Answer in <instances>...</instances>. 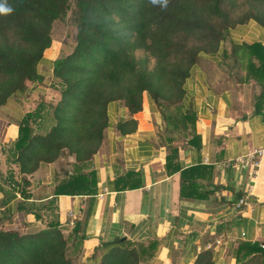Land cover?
<instances>
[{"label": "trees", "instance_id": "16d2710c", "mask_svg": "<svg viewBox=\"0 0 264 264\" xmlns=\"http://www.w3.org/2000/svg\"><path fill=\"white\" fill-rule=\"evenodd\" d=\"M69 2L0 0L11 9L0 12V108L24 93L29 83L43 80L39 66L52 45V26L65 17ZM73 18L77 31L73 51L52 63L59 101L41 102L25 114L17 138L5 149L16 168L9 177V198L19 193L29 199L26 176L65 156L74 158L75 173L55 187L54 197L93 193L94 173L83 171L101 146L113 103L122 102L133 115L141 111L147 95L155 107L165 109L171 132L182 134L187 145L199 149L195 116L183 107H189L184 103L185 82L203 56L221 52V66L230 75L242 71L245 82L261 87L256 112L264 104V46L231 42L229 49L227 44L236 26L254 21L264 28V0H168L166 8L150 0H75ZM137 51L143 55L136 56ZM124 124H118L121 134L136 127L133 120ZM178 151L170 148L167 168L181 173L182 196H193L197 173L205 171L210 177L213 167L182 170L174 163ZM77 242L65 237L57 223L26 235L0 229V264H77ZM155 247L120 239L103 242L87 264H140ZM235 261L264 264V248L256 242L239 243ZM194 264H215L212 252H202Z\"/></svg>", "mask_w": 264, "mask_h": 264}, {"label": "crops", "instance_id": "0c3cea01", "mask_svg": "<svg viewBox=\"0 0 264 264\" xmlns=\"http://www.w3.org/2000/svg\"><path fill=\"white\" fill-rule=\"evenodd\" d=\"M229 37L239 45L264 46V28L254 21L236 26ZM58 58L52 44L44 53L39 73L49 76ZM222 61L221 52L203 56L184 85V103L189 107L183 111L189 108L195 116L199 149L187 145L182 134L171 132L165 109L155 107L147 95L141 111L133 115L113 103L108 107L109 122L101 146L83 171L94 173V192L54 197L55 187L75 173L74 158L42 164L26 176L29 199L19 193L7 197L12 191L0 183L4 190L0 192V227L16 219L41 224L44 216L39 212L54 211L46 226L57 223L65 237L79 241L75 258L82 261L77 264H87L101 243L118 239L144 247L156 245L140 264H194L209 245L215 264H236L239 243L264 245V104L259 112L255 109L261 87L254 81L245 82L242 71L232 80ZM23 117H0L1 144L8 147L15 141ZM130 120L136 123L135 129L121 134L118 124ZM171 147L179 148L174 163L182 170L213 167L210 177L205 171L197 173L193 196H182L181 173L167 168ZM256 152L261 155L254 177L239 166L217 168ZM241 198L246 205L236 209ZM34 212L41 218L36 219Z\"/></svg>", "mask_w": 264, "mask_h": 264}, {"label": "rangeland", "instance_id": "374dc122", "mask_svg": "<svg viewBox=\"0 0 264 264\" xmlns=\"http://www.w3.org/2000/svg\"><path fill=\"white\" fill-rule=\"evenodd\" d=\"M74 13H75V0H70L69 9L65 17L61 20L56 21L52 26V44L56 51L59 52V58L69 55L76 44V26L74 23ZM236 28V27H235ZM234 28V29H235ZM230 37L227 38L228 47L231 42ZM143 53L140 51L136 52V56H142ZM43 71H48L46 66H43ZM52 72V71H51ZM231 76V75H230ZM232 80L236 79V76H231ZM59 80L53 78L52 73L43 77L41 82L37 83H29L26 91L22 94H19L9 100L3 107L0 108V117L2 120H10L11 118H21L26 114V111L33 110L37 105L41 102H45L47 104L55 105L60 99ZM118 107H124L122 102L117 103ZM7 145H3L0 143V183L5 186H9V177L14 173V167L11 164V158L8 156V153L5 152ZM67 158V156L63 157ZM40 194L35 192V197H39ZM54 211L43 210L40 211L39 214L44 216L43 220H41V224L37 222H33L29 224L23 220L21 223L19 219L11 220V224L9 226L0 227L3 230H15L21 235L32 234L43 229H46V223L49 220H52L54 215ZM23 219V218H22ZM1 225V224H0ZM74 261L76 260L74 258Z\"/></svg>", "mask_w": 264, "mask_h": 264}, {"label": "built area", "instance_id": "2783aa9c", "mask_svg": "<svg viewBox=\"0 0 264 264\" xmlns=\"http://www.w3.org/2000/svg\"><path fill=\"white\" fill-rule=\"evenodd\" d=\"M260 155L261 152H256L251 154L250 156H247L243 159H236L234 161H228L226 163L221 164V166H218L217 168L226 169L233 166H239L243 170H247L249 174L254 177L257 173V169L260 165ZM207 162V160L205 161ZM246 205V201L244 198L239 199L238 203L236 204V209H240L242 206ZM262 248H264V245H261ZM208 250L212 249V246L209 245Z\"/></svg>", "mask_w": 264, "mask_h": 264}, {"label": "clouds", "instance_id": "9594fccd", "mask_svg": "<svg viewBox=\"0 0 264 264\" xmlns=\"http://www.w3.org/2000/svg\"><path fill=\"white\" fill-rule=\"evenodd\" d=\"M150 3L153 5H159L162 8H166L168 5V0H150ZM11 9L0 5V12H9Z\"/></svg>", "mask_w": 264, "mask_h": 264}]
</instances>
